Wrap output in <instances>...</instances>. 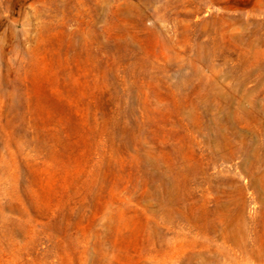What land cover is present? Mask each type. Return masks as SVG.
Returning a JSON list of instances; mask_svg holds the SVG:
<instances>
[{
    "label": "rangeland",
    "instance_id": "rangeland-1",
    "mask_svg": "<svg viewBox=\"0 0 264 264\" xmlns=\"http://www.w3.org/2000/svg\"><path fill=\"white\" fill-rule=\"evenodd\" d=\"M0 264H264V0H0Z\"/></svg>",
    "mask_w": 264,
    "mask_h": 264
}]
</instances>
